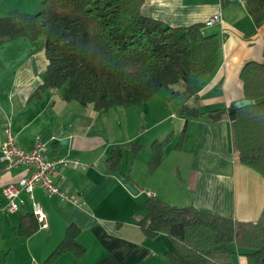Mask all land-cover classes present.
<instances>
[{
	"label": "crops",
	"instance_id": "0c3cea01",
	"mask_svg": "<svg viewBox=\"0 0 264 264\" xmlns=\"http://www.w3.org/2000/svg\"><path fill=\"white\" fill-rule=\"evenodd\" d=\"M43 2L0 0V146L11 124L24 149H31L41 137L49 144L50 159L78 160L81 166L64 171L59 183L78 195L83 206L48 200L38 189L35 196L46 214L47 227H40L29 238L16 236L20 216L33 214L31 203L27 200L19 213H8L3 189L17 183L24 171L0 173V264H44L71 225L80 229L79 242L86 255L77 259L67 254L54 264H169L166 254L174 250L173 241L165 235L149 239L139 226L150 196L172 206L257 222L264 210V177L236 162L230 110L246 100L240 78L244 66L264 61V0H145L142 14L170 27L206 25L218 17L205 32L217 34L221 41L215 70L192 77L197 102L183 99L182 105L189 104L205 115L191 120L182 149L177 150L186 119L176 114L180 106L173 110L172 118L179 123L163 131L175 137L164 148V161L156 171L150 170L148 163L152 143L161 138L151 129L164 125L155 120L150 130L142 129L147 119L160 112L159 100H155L161 92L120 118L113 117L115 108L97 113L91 106L65 103L62 91H46L41 99L32 98L49 65L45 40L31 42L26 23L11 12L35 14ZM168 96L169 92L166 100ZM131 110H135L133 118L142 115L136 126L127 121ZM64 141L68 145H62ZM136 142L143 150L137 157L131 152L124 154L122 177L108 172L105 161L111 151L118 146L131 148ZM128 184L136 194L127 189ZM233 264L248 261L237 256Z\"/></svg>",
	"mask_w": 264,
	"mask_h": 264
},
{
	"label": "trees",
	"instance_id": "16d2710c",
	"mask_svg": "<svg viewBox=\"0 0 264 264\" xmlns=\"http://www.w3.org/2000/svg\"><path fill=\"white\" fill-rule=\"evenodd\" d=\"M145 0H44L35 14L11 12L26 23L29 39L45 40L49 61L43 84L32 98L46 91H62L65 103L91 106L94 112L108 113L115 107H141L163 90L172 98L184 94L198 98L192 77L212 73L217 65L221 41L208 35L206 25L170 27L163 21L145 17ZM244 96L252 102L232 108V142L235 160L264 177V61L249 62L242 69ZM172 100V99H171ZM177 116L185 118L177 150H181L191 120L205 113L184 104ZM174 133L151 145L150 170L164 161V148ZM143 146L115 147L105 161L108 172L122 177L125 153L137 157ZM126 183H129L128 181ZM146 215L139 226L149 239L162 235L171 239L173 251L166 254L169 264H233L237 256L248 264H264V210L257 222H244L190 207L172 206L160 198L146 200ZM40 230L33 214L20 216L15 235L29 238ZM80 229L71 225L63 241L44 264H54L71 254L86 255L80 244Z\"/></svg>",
	"mask_w": 264,
	"mask_h": 264
},
{
	"label": "built area",
	"instance_id": "2783aa9c",
	"mask_svg": "<svg viewBox=\"0 0 264 264\" xmlns=\"http://www.w3.org/2000/svg\"><path fill=\"white\" fill-rule=\"evenodd\" d=\"M217 21L218 17H215L208 21L206 26H212ZM48 146V142L37 137L31 149H24L17 143L11 124L7 125L5 141L0 146V162L3 165L0 173L13 170L24 171V175L17 183L9 184L3 189L7 202L5 210L11 214L19 213L28 200L41 228L47 227V220L41 204L36 199V190H41L48 200L83 206L78 195L71 194L59 183L64 177L63 172L69 168L78 169L81 166L80 162L68 157L50 159L47 155Z\"/></svg>",
	"mask_w": 264,
	"mask_h": 264
},
{
	"label": "rangeland",
	"instance_id": "374dc122",
	"mask_svg": "<svg viewBox=\"0 0 264 264\" xmlns=\"http://www.w3.org/2000/svg\"><path fill=\"white\" fill-rule=\"evenodd\" d=\"M174 91H182L183 90V88L182 87H173L172 88ZM173 90H163L160 94H159V96L156 98V100L155 101H157L158 102V100H159V105H160V112L159 113H155L154 115H153V119H152V117L151 118H149V119H147L148 121L147 122H145L144 124H146L145 125V128L144 129H142L143 130V132L144 131H148V130H150L151 129V127H150V125H152L153 123H154V121L155 120H159L160 121V123H161V125L160 126H162L163 127V125H164V128H162V129H159V127L157 126V127H152V129H151V132H153V131H156L157 133H154V136H156V137H159V138H161L160 140H157V141H161V140H164L167 136L166 135H164L163 134V131H165V130H167L168 128H172V127H175L176 126V123H179L178 121H179V119H174V118H172V114H173V110L175 109V108H178L179 106H181L182 104H183V99H185L186 97H185V95H183V94H180L179 96H177V97H175V98H172V93H173ZM169 92V96H168V98H169V100H166V95H167V93ZM182 93V92H181ZM172 99V100H171ZM78 105H80V104H78ZM139 108H141V107H131V108H124V107H115V109L116 110H114L115 112H114V114H113V117H115V118H120V116H124L125 114H126V111H130L129 109H139ZM132 112H129V114H128V119H127V121H128V123L130 124V125H132V126H136V123H137V121H138V119L140 120V121H142L141 119V117H142V115H140L139 117L138 116H136V117H132V114H134L135 115V110H131ZM120 113V114H118V113ZM117 113V114H116ZM158 117H159V119H158ZM120 120V119H119ZM123 120H125V119H123ZM165 122V123H164ZM142 123V124H141ZM120 124V123H119ZM143 125V122H140V126H142ZM138 126V125H137ZM139 126V127H140ZM175 129V128H174ZM159 130H161L160 132H159ZM171 132V131H170ZM124 134H126V133H124ZM150 135H148V137H149ZM53 149H52V145L50 146V149H49V152L50 151H52Z\"/></svg>",
	"mask_w": 264,
	"mask_h": 264
},
{
	"label": "water",
	"instance_id": "95a60500",
	"mask_svg": "<svg viewBox=\"0 0 264 264\" xmlns=\"http://www.w3.org/2000/svg\"><path fill=\"white\" fill-rule=\"evenodd\" d=\"M251 104H252V102H250L248 100H243L241 103L238 104L237 108H243V107L249 106ZM62 145L66 146V145H68V142L64 141V142H62ZM126 187L132 193H134V194L137 193V191L134 189V187H132L130 184H128Z\"/></svg>",
	"mask_w": 264,
	"mask_h": 264
}]
</instances>
